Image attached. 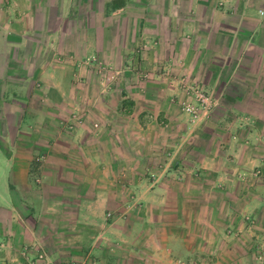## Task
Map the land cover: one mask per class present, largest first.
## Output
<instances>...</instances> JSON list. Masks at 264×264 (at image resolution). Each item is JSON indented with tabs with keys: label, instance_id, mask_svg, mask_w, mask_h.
<instances>
[{
	"label": "crops",
	"instance_id": "0c3cea01",
	"mask_svg": "<svg viewBox=\"0 0 264 264\" xmlns=\"http://www.w3.org/2000/svg\"><path fill=\"white\" fill-rule=\"evenodd\" d=\"M141 1L0 0V262L264 264V0ZM189 77L235 121L184 122Z\"/></svg>",
	"mask_w": 264,
	"mask_h": 264
},
{
	"label": "rangeland",
	"instance_id": "374dc122",
	"mask_svg": "<svg viewBox=\"0 0 264 264\" xmlns=\"http://www.w3.org/2000/svg\"><path fill=\"white\" fill-rule=\"evenodd\" d=\"M126 1L127 0H113V2L110 4V6H108V9L109 8L113 9L115 7L116 3H119V4L122 3V4H124V7H125L127 5V4L125 5ZM258 1L259 0H255L254 4L256 5V3ZM154 3H155V0H143V1L140 2V4H135V6L136 7L137 6H140V7L146 6V12H150V13L151 12H155V10H157V11H160V10L161 11H165V10H167L165 4H162L161 8H156L154 10ZM149 4H151V5H149ZM85 5H87V4H84L83 6H85ZM131 5H133V4H131ZM89 6L97 7L98 5L97 4L96 5H92L91 4ZM181 6L183 7L184 5H179V7H181ZM159 7H160V5H159ZM254 14L258 15L257 12L254 13ZM151 16H153V15H151ZM117 17L118 16L115 15V18H114L115 21H118ZM143 23L144 24H142V29H145V27L147 26V25H145L146 24V20H144ZM117 28H119V27L117 26ZM229 33H232V29L231 28H227L226 30H224V33H216L215 35H213V36H211L209 38L210 39V43H211L210 47L212 48V51L217 49V47L219 48L221 46H225V45L227 46V43H229L228 38H231V34L228 35ZM155 44L156 43L153 40L149 42L148 38H145L144 45L142 47L140 46L138 48V50L139 51L141 50V52L143 50L144 51H149V50L152 51L154 48H151V47H153V45H155ZM136 50H137V48H136ZM136 53H135V55H136ZM141 54L139 55V61L141 60V56H142ZM148 54H150V53H148ZM200 54H201V52H200ZM200 54H199V56H200ZM218 54L220 56H222L223 52L222 53L221 52H217V55ZM194 57L197 60V58H198L197 54H194ZM204 57H205V55H204ZM120 59L121 58L117 57V60L119 62L118 65L120 67L112 66L110 68L101 67L100 69H98L99 71L97 72V74L100 77L103 78L102 81L106 80L107 77H110L112 79L111 82L115 81V84H116L117 83L116 81L118 80V78L122 77L124 71H127V72L129 71V69H127L125 67L121 68V64L122 63H121ZM117 60L115 58V61H117ZM134 66L135 67H132L131 70H134V73H136V76L143 75V72H142L143 70L138 69L139 67L136 65V63H135ZM150 71L153 72L154 70H150ZM193 71L194 72H198V70H196V69H194ZM200 75H201L202 78H207V77L211 76L210 72H208V70L206 68H204V67H202L200 69ZM107 80H110V79L108 78ZM119 82H120V80H119ZM200 83H202V82L195 81L194 78L193 79H191V78L187 79V82L183 83L184 87L186 88L185 92H186L187 95H186V98H184L181 101H179L178 105H179L181 113L184 114V122L194 125L195 128L196 127L198 128V127L202 126L203 124H205V122H207L206 119L208 117L211 118V120L213 121L214 124H228V123L231 124V123H233V121H235V119L237 117L232 116L230 113H233V112L230 111V110L233 109L236 106H239L240 103L236 102L234 100L228 101V100L223 99L222 97H218L217 98V97H215L217 95L215 91H214L215 92L214 93L215 95H214V94H212L213 91L203 87V85L200 84ZM191 87H193L195 89H203L211 97V99L208 102V105L206 107L203 106L201 109L198 110V113H197L196 117H192L185 110V106H186L187 103H192L195 106H197V104H198V100H197V98L195 96V92L192 90ZM216 89H218L217 86H216ZM243 105H246V104L243 102ZM220 114H222V115H220ZM247 121H249V120H247ZM247 133H249V132H247ZM194 134H195V140H197L198 142H200L202 140L204 141V138H202V133L201 132H195ZM258 135H261V133L259 132ZM87 239H85V241H87ZM87 243L83 244L81 249H79V247H75L74 249L71 248V251H70L71 257L70 258H65V259L56 258V255H50L51 257H42L41 256V250L38 249V251H37L38 253L33 254L34 256H32V258H29L27 261L26 260L23 261L22 264H101L100 255L99 254L103 253L102 250L99 249V254L95 253L94 251H90V248H87L88 247ZM47 246L50 247L51 249H53L55 247V244H53L52 242H47ZM73 252L74 253L76 252L75 253L76 257H74V253ZM6 261H7L6 263H8V260H6ZM6 263L0 262V264H6Z\"/></svg>",
	"mask_w": 264,
	"mask_h": 264
},
{
	"label": "built area",
	"instance_id": "2783aa9c",
	"mask_svg": "<svg viewBox=\"0 0 264 264\" xmlns=\"http://www.w3.org/2000/svg\"><path fill=\"white\" fill-rule=\"evenodd\" d=\"M191 88L195 92V96L198 100V104H197V106H195L192 103H187L185 106V110L192 117H196L198 110L201 109L203 106L206 107L208 105V102L211 99V97L203 89H195L193 87H191Z\"/></svg>",
	"mask_w": 264,
	"mask_h": 264
}]
</instances>
